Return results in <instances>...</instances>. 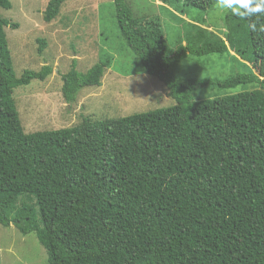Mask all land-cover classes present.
Returning a JSON list of instances; mask_svg holds the SVG:
<instances>
[{"label":"trees","instance_id":"obj_1","mask_svg":"<svg viewBox=\"0 0 264 264\" xmlns=\"http://www.w3.org/2000/svg\"><path fill=\"white\" fill-rule=\"evenodd\" d=\"M67 1L49 0L44 20L53 21ZM11 7L0 0V225L34 233L47 264H264V33L229 10L224 38L200 27L172 52L160 21H144L128 0H114L126 45L177 104L28 133L14 89L44 81L53 68L17 76L10 20L1 14ZM254 19L264 23V16ZM37 41L41 53L46 41ZM226 53L249 70L222 80L174 72L189 54ZM108 66L101 59L84 72L74 59L62 76L65 99L73 103L82 88L100 86ZM239 85L253 89L194 96L199 86Z\"/></svg>","mask_w":264,"mask_h":264},{"label":"rangeland","instance_id":"obj_2","mask_svg":"<svg viewBox=\"0 0 264 264\" xmlns=\"http://www.w3.org/2000/svg\"><path fill=\"white\" fill-rule=\"evenodd\" d=\"M10 9L1 14L10 20L5 28L17 76L26 69L39 71L44 65L53 68L44 80L34 79L14 89V98L26 132L67 128L90 118L102 123L134 113L170 107L177 102L158 77L149 75L132 54L120 35L114 17V0H68L51 22L44 20L49 0H10ZM136 16L160 21L172 52L185 41L187 34L204 27L225 37V15L217 5L198 9L178 8L160 0H128ZM143 21V22H144ZM17 24L18 27H13ZM38 38L46 41L39 52ZM209 39L205 36L204 40ZM110 60L100 86H86L78 100L69 103L62 91V76L74 59L80 71L89 70L98 61ZM249 65L232 55H188L174 65V72L186 78L227 79L237 72H247ZM252 86L235 88L199 86L195 99L205 100L251 90ZM47 251L34 233L24 235L11 224L0 225V264H47Z\"/></svg>","mask_w":264,"mask_h":264},{"label":"clouds","instance_id":"obj_3","mask_svg":"<svg viewBox=\"0 0 264 264\" xmlns=\"http://www.w3.org/2000/svg\"><path fill=\"white\" fill-rule=\"evenodd\" d=\"M220 11L230 10L240 20L250 21L249 28L255 33H264V23L258 19L264 16V0H217Z\"/></svg>","mask_w":264,"mask_h":264}]
</instances>
